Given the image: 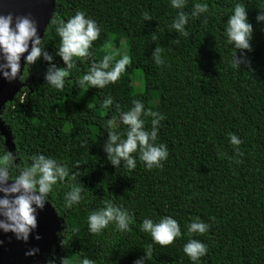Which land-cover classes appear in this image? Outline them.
<instances>
[{
	"label": "trees",
	"instance_id": "1",
	"mask_svg": "<svg viewBox=\"0 0 264 264\" xmlns=\"http://www.w3.org/2000/svg\"><path fill=\"white\" fill-rule=\"evenodd\" d=\"M195 2L209 4L208 23H203V14L190 19L189 36L184 37L171 28L177 10L170 0H55L53 17L67 20L81 10L100 25L94 59H102L101 49L107 45L119 53L115 59L128 55L132 63L118 83L88 91L74 82L89 70L91 60L77 61L63 91L46 84L50 62L43 57L24 64L21 76L26 66L28 70L21 91L0 110L13 142L8 148L0 135V154L12 152L17 164H30L38 154L56 159L70 173L80 172L77 180L88 192L79 205L68 209L64 195L69 187H55L45 203L60 223L55 235L46 239L50 257L31 246L29 252L39 251L26 255L22 248L13 264H61L62 258L81 252L96 264H135L148 244L154 252L146 264H193L183 252L190 238L209 249L198 264H264V21L256 19L264 0H188L184 10L190 14ZM238 2L246 4L254 29L252 51L246 54L250 63L240 69L231 66L235 49L226 44L225 36L227 19ZM145 12L153 20L145 21ZM47 28L45 51L53 56L51 63L64 68L56 55L60 38L55 26L46 35ZM153 32L158 36L155 42ZM157 44L164 50L163 66L152 59ZM135 70L143 74L142 93L133 90ZM108 96L114 100L111 108L103 106ZM133 99L165 116L156 141L166 144L170 153L163 169L147 170L137 156L134 171L117 170L107 159L105 123L115 117V129L124 132L115 104L127 111ZM146 128L151 129V118ZM230 132L243 141L242 156L234 151ZM102 199L134 215L131 232L121 234L111 225L98 236L89 232L87 217L102 206ZM164 216L176 219L183 233L167 248L140 230L145 218L158 222ZM197 216L211 229L204 236L189 237L187 225ZM75 227L80 231L73 232ZM64 233L70 240L67 246L61 244Z\"/></svg>",
	"mask_w": 264,
	"mask_h": 264
},
{
	"label": "clouds",
	"instance_id": "2",
	"mask_svg": "<svg viewBox=\"0 0 264 264\" xmlns=\"http://www.w3.org/2000/svg\"><path fill=\"white\" fill-rule=\"evenodd\" d=\"M187 4L188 0H170V6L177 10L171 28L184 37L189 36L186 30L189 20L199 18L203 14L205 17L203 23L207 24V14L210 10L208 3L195 2L189 14L184 10ZM259 7L261 12L256 19L264 21V5ZM142 15L147 22L153 20L147 12ZM13 20L11 13L0 15V73L9 81L18 77L24 79L28 67H25L23 76H20V69L21 58L25 53H28L26 56L28 66L35 64L41 57L50 62L45 80L47 85L57 91L64 90L66 78L70 77L71 70L77 67L78 60L92 61L89 70L74 82V85L87 91L90 88L104 89L118 83L132 63L128 55H123L118 60L115 59L119 53L110 51L107 45L101 49L105 52L102 59L99 61L94 59L93 44L100 38L102 29L95 20L87 17L84 11L77 10L75 15L67 20L56 14L46 30L47 35L48 30L55 26V32L60 38L59 47H56V55L62 58L66 65L64 68L51 63L54 58L45 51L44 40L38 34L37 23L31 17H15L14 27ZM253 33L254 29L248 19L246 4L236 3L225 28L226 44L232 45L235 49L230 62L233 68L240 69L241 64L250 63L246 54L252 51ZM151 35L154 42L158 40L155 32ZM176 42L179 43V40ZM163 51L159 44L153 51L152 59L157 66L165 64ZM238 52L242 55L238 56ZM113 105V98L106 97L103 106L111 108ZM115 108L126 130L119 132L115 129V117L106 121L105 129L108 139L104 143V151L108 161L117 170L123 167L132 172L137 167L138 156L139 161L147 170L163 169L164 162L168 160L170 153L166 144H157L156 141L161 121L165 119V116L158 111H153L152 108L145 109L144 103L138 99L132 100V107L127 111H122L119 104H115ZM147 118H151L150 130L146 128ZM229 140L236 154L242 156L240 145L243 141L231 132ZM15 160L16 157L10 151L0 154V193L3 194L0 196V217H2L0 218V229L6 233L12 232L18 240L27 242L32 231L38 226L37 209L45 207L55 187L62 184H67L69 187L70 190L64 195V206L68 209L79 205L88 191L77 180L80 172L70 173L68 166L59 163L56 159L38 154L31 157L30 164L23 162L17 164ZM80 165L81 163L77 162L75 168L79 169ZM14 169L18 174H13ZM9 181L12 182L9 183ZM101 204V207L90 211L87 217L88 230L91 234L101 235L110 225L121 234L132 231L131 226L135 223L133 214L112 200L102 199ZM211 226L197 216L187 225V232L189 237L194 234L204 236L210 231ZM140 230L148 233L153 243L163 248L173 246L176 240L183 236L179 222L171 216H164L158 222L145 218L140 224ZM72 231L79 232L80 229L75 227ZM65 233L63 234L65 239L61 241L62 246H67L70 241ZM40 238L39 235L36 236V239ZM143 249L145 256L136 260L135 264H146V261L152 260L153 245L148 244ZM37 251L39 250L34 249L26 255H34ZM208 251L207 244L194 238H190L183 246V252L193 264H198L201 258L208 254ZM81 255L83 258H80ZM49 264H55V262L51 261ZM61 264H96V261L88 258V254L81 252L62 258Z\"/></svg>",
	"mask_w": 264,
	"mask_h": 264
},
{
	"label": "water",
	"instance_id": "3",
	"mask_svg": "<svg viewBox=\"0 0 264 264\" xmlns=\"http://www.w3.org/2000/svg\"><path fill=\"white\" fill-rule=\"evenodd\" d=\"M54 2L55 0H0V15L11 13L14 17L13 27L15 26V17H31L37 23L38 34L43 39L44 31L53 17ZM30 50L31 47L29 48ZM27 55L28 53H25L21 58L20 76L23 66L27 62ZM21 88L22 84L19 77L13 81H9L0 73V110L5 103L12 102L15 99L16 94L21 91ZM0 135L5 138L7 147L11 148L13 146L12 134L5 128L1 118ZM2 195L0 193V196ZM36 215L38 226L32 231L27 242L18 240L12 232L6 233L0 229V264H13L14 254L22 248L25 253H28L31 250V246L38 248L46 256L50 257L46 239L55 235V231L60 228V223L46 204L43 209H37ZM37 235L41 237L39 240L36 239Z\"/></svg>",
	"mask_w": 264,
	"mask_h": 264
},
{
	"label": "rangeland",
	"instance_id": "4",
	"mask_svg": "<svg viewBox=\"0 0 264 264\" xmlns=\"http://www.w3.org/2000/svg\"><path fill=\"white\" fill-rule=\"evenodd\" d=\"M111 47L114 48L115 45L112 43ZM132 86L135 93H142L144 91L143 74L140 70H135L132 77Z\"/></svg>",
	"mask_w": 264,
	"mask_h": 264
}]
</instances>
